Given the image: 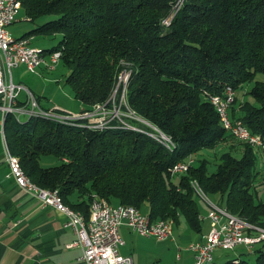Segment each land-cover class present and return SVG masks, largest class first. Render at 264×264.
<instances>
[{
    "label": "trees",
    "instance_id": "obj_1",
    "mask_svg": "<svg viewBox=\"0 0 264 264\" xmlns=\"http://www.w3.org/2000/svg\"><path fill=\"white\" fill-rule=\"evenodd\" d=\"M19 2L26 18L37 23L23 37L61 35L44 53L62 51L66 82L86 109L113 108L119 75L129 68L124 109L151 121L176 144L171 151L119 119L93 129L41 115L20 122L10 112L4 124L8 145L33 182L59 191L64 204L88 220L93 195H99L115 205L148 206L153 220L170 225L183 215L199 228L196 181L206 194L222 193L221 204L230 212L264 228V199L254 190L259 150L227 130L212 102L228 88L239 92L230 117L264 137V0ZM127 121L151 131L132 117ZM230 140L236 143L222 149ZM203 150L214 158L215 171L206 156L195 162ZM43 155L61 162L44 166ZM189 158L194 161L188 170L173 172ZM74 194L79 201L71 200ZM242 246L224 264H264V240Z\"/></svg>",
    "mask_w": 264,
    "mask_h": 264
},
{
    "label": "built area",
    "instance_id": "obj_2",
    "mask_svg": "<svg viewBox=\"0 0 264 264\" xmlns=\"http://www.w3.org/2000/svg\"><path fill=\"white\" fill-rule=\"evenodd\" d=\"M19 4H22V2L11 3V0H0V111L2 114L13 112V115L20 122L28 120L33 114L51 115L52 121L56 122L59 119H78L91 123L93 129L106 127L107 124H111L112 120L119 119V117L112 116V112L116 107L125 105L122 100L126 98L127 91H125L122 83L128 78L130 79L127 73L119 75L120 87L114 93L113 108L98 104L93 109H86L78 113L64 112L59 107H45L29 88L14 81V67L25 65L30 71H37L45 65L48 70H54L61 62L62 57L61 50L50 51L47 54L52 55V62L39 63L34 60V45L31 44V37H16L9 31V26L20 13ZM120 90L121 101L117 103L116 96ZM22 92L26 94L25 99L21 98ZM235 92L234 89L228 88L223 94L213 95L212 102L218 106L222 122L227 123V130L239 140L264 151V141H261V134L252 133L241 120H233L230 117L229 112L235 99ZM96 111L99 112L96 114ZM96 116L102 119L101 123L93 124V119ZM119 120L126 125L136 126V124L129 123L127 120L121 118ZM147 126L151 128V131H158L165 141L169 142L171 140V137L162 135L161 130L156 125L151 123ZM140 130L148 132L142 127H140ZM6 160L9 166L8 178L13 179L17 186L38 198L42 205L55 206L53 194H51V197H41L39 192L30 189L29 185L15 174L11 163L8 161L7 154ZM192 163L190 158L177 163L174 166L176 174L188 170ZM193 186L194 190L202 195L204 194L203 189L197 188L196 181H194ZM106 204L112 203L99 195H93L89 211L92 216L90 229H83L81 216H71L66 210L59 209L67 216L65 225L73 228L78 235V239L69 247L82 246L83 248V254L77 264H134L131 256L123 255L120 252L121 245L125 244L121 233L123 224L128 225L142 235L154 236L158 240L173 236V228L162 226L161 219H156L153 227H146L144 212L134 205L114 204V214H106ZM209 218L212 220L209 233L203 239L193 241L188 246L195 254V264H214L215 252L218 249L233 250L242 245L251 248L253 244L264 240V228L246 221L237 214L225 213L222 205L212 202Z\"/></svg>",
    "mask_w": 264,
    "mask_h": 264
},
{
    "label": "crops",
    "instance_id": "obj_3",
    "mask_svg": "<svg viewBox=\"0 0 264 264\" xmlns=\"http://www.w3.org/2000/svg\"><path fill=\"white\" fill-rule=\"evenodd\" d=\"M28 37H31L32 45L43 48L33 43L35 36ZM39 69L43 72L47 68L43 65ZM36 96L43 106L52 107L43 103L41 95ZM21 98H26L25 92H22ZM59 108L64 112H70ZM84 110H86L85 105L79 111ZM3 140L0 133V264H77L83 254V248L82 246L69 247L78 239V235L73 228L65 225L66 214L55 206L42 205L38 198L17 186L13 179L7 177L9 166ZM194 193L199 205L201 221L199 228L191 226L181 215L177 222L172 221L173 236L158 240L154 236L142 235L123 224L121 233L125 244L121 245L120 252L131 256L134 264H148L147 258L150 256L151 261H155L154 264H195V254L188 246L193 241L203 239L209 233L212 226V220L209 218L212 202L222 205L219 201L222 203L223 194L220 192L207 193L206 197L197 190H194ZM71 200L77 202L79 196L74 194ZM223 208L228 209L225 206ZM175 230L180 231L177 237ZM180 240L183 241L184 247L181 246ZM178 246L180 247L177 248ZM245 249L239 246L226 254L218 249L215 252L214 264H224L238 257Z\"/></svg>",
    "mask_w": 264,
    "mask_h": 264
},
{
    "label": "rangeland",
    "instance_id": "obj_4",
    "mask_svg": "<svg viewBox=\"0 0 264 264\" xmlns=\"http://www.w3.org/2000/svg\"><path fill=\"white\" fill-rule=\"evenodd\" d=\"M19 11L20 13L17 15L16 20L9 26V31L16 37L23 36L25 33L29 32L30 30H32L33 28L37 26V23H33L30 20H27L25 18L24 11L21 10V7ZM44 21L45 20H41L39 23L42 24ZM35 37L33 38L34 39L33 43L36 45L42 46L45 49L52 48L53 46L57 45L61 40L60 34H57L54 36L35 35ZM39 48L43 49L41 47ZM45 70L46 71L40 72V69H39L37 72H32L25 65L14 67L13 68L14 81L16 83H18L19 81L24 83V85L30 88L36 95H41L42 96L41 98L43 99V103L48 104L49 106L53 107L55 105H58L62 109H65L67 111L74 112V113H77V111L83 108L84 104L74 96L73 89L66 82V78L69 74V69L64 65V63L60 62L57 65V68L55 70H50V71H48L47 69ZM128 83H129V78L125 84L124 82L122 83V86L125 87V85L127 84V88H128ZM249 85L251 86V84ZM235 93L236 94L234 97L235 98L234 102L236 100V97L240 96L239 92H235ZM122 102L123 104L128 105L126 98H123ZM98 112L99 111H96V114ZM112 113H113L112 116L119 117V119L121 118V119L127 120V118L129 117H134L136 118L134 119L136 123L142 122V123H146L147 125L148 124L150 125L152 123L148 119L144 118L143 116L139 114H136L135 112H132L131 110H124V107L122 106L116 107V109ZM6 115L7 114H4L3 116V114L0 112L1 130L3 129V127L5 129L4 124H5ZM46 119L51 120L48 118ZM93 120H94L93 124H99L102 122V119L97 118V116ZM136 126H138V124H136ZM2 139H3V136H2ZM235 143H236V140H232V141L230 140L228 141L227 144H225V146L221 148L225 149L227 148V146L231 144L234 145ZM249 145L253 146L252 144H249ZM210 154H211L210 152L203 150L198 156H196L195 162L198 163L199 159L206 156L210 161H212L210 165V171H215L216 165H215V162H213L214 158ZM41 159H42L41 162L44 166H51V165L53 166L61 162L60 159L52 155H43ZM258 167L260 168V174L258 175L254 183V190L256 189V192L259 198L264 199V151L261 149H259ZM219 203L221 204L220 201ZM224 205L225 204H222V206ZM142 210L147 213L149 211V208L148 206L144 205L142 207ZM170 227L173 228V225L171 224ZM179 232H180L179 230H175V236ZM180 243H181V246L184 247L182 240H180ZM173 245L175 244L173 243ZM179 247L180 246H178L177 248ZM219 250L224 251L225 254L231 253V250H225V249H219ZM151 260H152V257L151 256L148 257L147 263L154 264L155 261L153 260L152 262Z\"/></svg>",
    "mask_w": 264,
    "mask_h": 264
},
{
    "label": "bare ground",
    "instance_id": "obj_5",
    "mask_svg": "<svg viewBox=\"0 0 264 264\" xmlns=\"http://www.w3.org/2000/svg\"><path fill=\"white\" fill-rule=\"evenodd\" d=\"M11 3H20V2H19V0H11ZM20 7L21 6L19 4V10H20ZM44 52H47V51H45L43 49H40L37 46H34V60L39 62V63L52 62V55L50 54V56H46L48 54H46ZM126 73L128 74V76H131V74H132V72H131V70H129V68L128 69H124L120 74H126ZM118 82L119 83H118L117 89L120 87V76H119V81ZM126 82H127V80H124V84ZM126 88H127V84L125 85V91L128 90V88H127V90H126ZM117 89L115 90L114 93L117 92ZM8 113H10V112H4L3 116H4V114H8ZM33 115H41V116L52 118L51 115H44V114H33ZM58 121L64 122V124L67 123V124H71V125L84 126V127H90L91 128V123H87L86 121H82V120H78V119H59ZM224 124L227 127V123L224 122ZM109 125L110 124H107L106 127H108ZM127 126L133 128L134 130H140L139 126H135V125H127ZM99 128H104V127H99ZM0 133L2 134V136L4 138V141H5L6 154L8 155V161L11 163L15 174L20 176V178H22L25 181V183H27L29 185L30 189L35 190V192H39L41 197H51V194H53V199H54L56 208L66 210L67 212L70 213L71 216H81V226H83V229H90V226H92V217L88 220L86 218V216L82 212H77L74 209H72L69 206H67L66 204H64L62 196H61L59 191L43 188V187L37 185L35 182H33L31 180V178L25 173L24 169L22 168V165H21L20 161L10 151L4 127L0 131ZM148 133L151 135V137L153 136L154 138L159 140V142H162L164 144V146H166L169 149H171V151H172V149H174V147H176L175 146L176 144L173 142L172 139L169 142L165 141L161 137V135L159 134L158 131H148ZM161 134L166 136V137H169L165 133H163L162 131H161ZM241 141H243V140H241ZM261 141H264V137L262 135H261ZM193 161H194L193 158H190V162H193ZM181 162H183V161H181ZM173 172L176 173V168L173 169ZM196 186H197L198 189H202V187L197 182H196ZM204 195L207 197V194L205 192H204ZM223 211L225 213H232L226 208H223ZM106 214H114V204H106ZM154 223H156V220H153L149 214H145L146 227H153ZM161 225L162 226H170V223H168L166 220H161Z\"/></svg>",
    "mask_w": 264,
    "mask_h": 264
}]
</instances>
